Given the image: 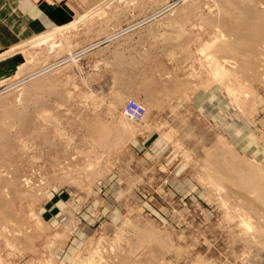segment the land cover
Instances as JSON below:
<instances>
[{
  "label": "rangeland",
  "instance_id": "rangeland-1",
  "mask_svg": "<svg viewBox=\"0 0 264 264\" xmlns=\"http://www.w3.org/2000/svg\"><path fill=\"white\" fill-rule=\"evenodd\" d=\"M54 1L0 77V264H264V0Z\"/></svg>",
  "mask_w": 264,
  "mask_h": 264
},
{
  "label": "crops",
  "instance_id": "crops-1",
  "mask_svg": "<svg viewBox=\"0 0 264 264\" xmlns=\"http://www.w3.org/2000/svg\"><path fill=\"white\" fill-rule=\"evenodd\" d=\"M70 17L68 6L54 0H0V77L18 69L23 63L24 56L19 48L27 39L48 28L68 23ZM139 23L128 28L133 29ZM122 32L124 30L117 32V35ZM113 85L112 77L104 75L99 78L96 87L102 91L111 89ZM150 134L151 149L158 151L168 148L158 134Z\"/></svg>",
  "mask_w": 264,
  "mask_h": 264
},
{
  "label": "built area",
  "instance_id": "built-area-1",
  "mask_svg": "<svg viewBox=\"0 0 264 264\" xmlns=\"http://www.w3.org/2000/svg\"><path fill=\"white\" fill-rule=\"evenodd\" d=\"M121 112L131 120L141 121L145 114V106L140 101L129 97L123 103Z\"/></svg>",
  "mask_w": 264,
  "mask_h": 264
},
{
  "label": "bare ground",
  "instance_id": "bare-ground-1",
  "mask_svg": "<svg viewBox=\"0 0 264 264\" xmlns=\"http://www.w3.org/2000/svg\"><path fill=\"white\" fill-rule=\"evenodd\" d=\"M41 42V41H40ZM53 44V43H52ZM88 49V48H87ZM81 51V50H80ZM79 51V52H80ZM85 51V50H84ZM81 53V52H80ZM68 54H69V57L70 58H73L76 54H74V53H72V52H68ZM70 58H68V59H70ZM66 60V59H65ZM72 60V59H71ZM64 61V60H63ZM73 61V60H72ZM62 62V61H61ZM24 63H26V64H24ZM24 64V65H23ZM56 64V63H55ZM28 66V62L26 61V59H25V61L19 66V69H18V71H17V75H22V73H24L25 71H26V69L28 68L27 67ZM44 69H46L45 67L44 68H42V69H40V70H38V71H36L35 73H32V74H29V75H27V78L28 77H32L33 75H37V73L38 72H40V71H42V70H44ZM126 264V263H125Z\"/></svg>",
  "mask_w": 264,
  "mask_h": 264
}]
</instances>
